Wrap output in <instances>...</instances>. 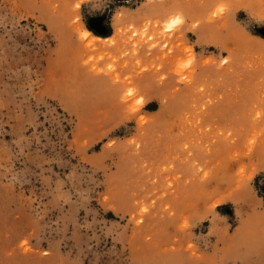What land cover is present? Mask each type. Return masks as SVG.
<instances>
[{"label":"rangeland","instance_id":"rangeland-1","mask_svg":"<svg viewBox=\"0 0 264 264\" xmlns=\"http://www.w3.org/2000/svg\"><path fill=\"white\" fill-rule=\"evenodd\" d=\"M0 264H264V0H0Z\"/></svg>","mask_w":264,"mask_h":264},{"label":"bare ground","instance_id":"bare-ground-1","mask_svg":"<svg viewBox=\"0 0 264 264\" xmlns=\"http://www.w3.org/2000/svg\"><path fill=\"white\" fill-rule=\"evenodd\" d=\"M84 37H85V39L90 38V37H92V34L89 31H86L84 33Z\"/></svg>","mask_w":264,"mask_h":264}]
</instances>
